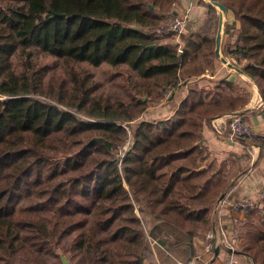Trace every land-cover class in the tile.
<instances>
[{"label": "trees", "instance_id": "obj_1", "mask_svg": "<svg viewBox=\"0 0 264 264\" xmlns=\"http://www.w3.org/2000/svg\"><path fill=\"white\" fill-rule=\"evenodd\" d=\"M176 1L0 0V264L191 258L187 242L228 181L213 182L200 207L173 186L204 176L203 124L248 93L227 90L225 77L200 83L215 58L212 3L198 0L207 15L188 19L179 42L153 35ZM211 1L226 8L222 52L247 58L239 68L264 107V0ZM170 86L171 115L146 117ZM253 140L264 152V136ZM250 211L241 256L264 264V204Z\"/></svg>", "mask_w": 264, "mask_h": 264}, {"label": "crops", "instance_id": "obj_2", "mask_svg": "<svg viewBox=\"0 0 264 264\" xmlns=\"http://www.w3.org/2000/svg\"><path fill=\"white\" fill-rule=\"evenodd\" d=\"M175 4L180 14L185 15L186 13L187 19L191 21L190 24L192 26L201 24L207 15L206 7L200 5L198 0H177ZM222 47L223 44L221 42L219 44V57L215 55L212 68L210 70L205 69L202 75H200V83L205 84L208 78L215 81L221 77H225L231 82V85L226 87L227 90L231 87L234 88V91L245 90L248 93L247 101L243 106L237 109V111L251 122L256 138L261 139V136H264V107L261 95L254 81L243 71L237 70L231 66L228 67L224 64L223 58L225 55L222 53ZM217 59L220 60V63ZM233 94H235V92H233ZM176 102V100H173L171 103L168 102L167 104L153 108L152 110L156 115L146 114V117H168L171 115L172 107ZM244 142L245 141L240 138L230 139L227 137V134L217 136V134L213 132L210 122H205L202 126L201 148L203 147L207 150L206 152L213 160L204 158L202 161V159H200L199 168L204 171V176H193L181 181L185 182L189 180L192 182V180H197L200 186L204 185L206 182L209 183L210 187L213 182L220 186L222 180L228 181L227 186L222 191L219 189L217 190V195L215 196L217 199L219 197L232 198L249 195L264 187V152H260V146L257 141L253 143L248 142L247 144H244ZM248 146L251 147L250 152H246V147ZM207 193L208 192H203L201 194L203 198L201 199L206 200ZM204 202L205 201H203V203ZM222 214L223 216H229L227 210H223ZM230 215H233V213L231 212ZM214 220V216H211L209 226ZM209 226H207V228H209ZM194 239V246L201 248V243L195 237ZM187 244L189 246V242H187Z\"/></svg>", "mask_w": 264, "mask_h": 264}, {"label": "built area", "instance_id": "obj_3", "mask_svg": "<svg viewBox=\"0 0 264 264\" xmlns=\"http://www.w3.org/2000/svg\"><path fill=\"white\" fill-rule=\"evenodd\" d=\"M187 15L180 14V11L177 9L175 2L172 3L171 8L167 13V19L161 23L159 28L153 34L158 38H163L167 34L173 35L175 40L179 42V36L185 32L187 26ZM178 52H182L180 45L177 47ZM226 63L233 64L235 62L244 63L246 61L245 57L240 56L237 53L229 54L225 57ZM175 86L168 87L163 92V98L161 102L156 105H153L154 108L164 105L166 100L170 97L172 92L175 90ZM262 103V102H261ZM126 130L124 124H121ZM210 126L217 136H222L227 134V137L230 139L242 138L244 140L254 138L255 131L253 125L249 120L244 119L243 115L239 111H233L228 115L216 116L210 121ZM127 131V130H126ZM127 149V141L121 145L119 148L120 158L124 154V151ZM120 164V163H119ZM264 199V187L256 190L251 195H243L240 197H221L218 198L215 211L218 213V224L216 225V232L219 237H222V240L219 241L217 245L222 246L228 253L233 256V251L238 249L239 244V232L238 228L243 223L245 218L248 216L249 211L256 205L259 200ZM223 210H227L229 216H223ZM233 215H230V213ZM210 236H213L212 233L208 235V242L206 244V249L215 246L212 244V239ZM147 241L153 253L155 254V245L156 241L147 235ZM211 248V249H212ZM232 257H230L223 264H232ZM186 264V263H183Z\"/></svg>", "mask_w": 264, "mask_h": 264}, {"label": "rangeland", "instance_id": "obj_4", "mask_svg": "<svg viewBox=\"0 0 264 264\" xmlns=\"http://www.w3.org/2000/svg\"><path fill=\"white\" fill-rule=\"evenodd\" d=\"M214 6H215V10L217 12V15L219 17L220 8L217 5H214ZM222 16H223V18L221 19L222 21H221V28H220V41H219V44L222 42V44L224 46V40L222 38V34H223V28H224L223 27V22H224V18H225V11L222 13ZM166 19H167V16H166ZM186 19H187V17H186ZM165 20H163V21H165ZM163 21H161V23ZM217 31H218V24H217V26L215 28V33H217ZM214 47H215V45H214ZM223 55H225V57H226L229 54H227V55L226 54H223ZM240 56H242V55H240ZM242 57H245V56H242ZM217 61L219 62L220 60L217 59ZM246 62H247V58H246V61L244 63H242V64H245ZM224 64L228 66L229 63L227 64L226 63V60H225ZM209 65L210 64H206V65L204 64V68L207 69V70H210L211 68L209 67ZM231 65L239 68V65H241V63L235 62V63H233ZM97 71L98 72H101V71L102 72L103 71H109L110 72V69H107L106 67H104V68H102L100 70H97ZM153 108H154V106L151 105L146 110L145 114H148V115H150V114L156 115V113L153 112V110H152ZM235 111H237V110H235ZM230 113H232V112H230ZM230 113H226V114H222V115H228ZM217 116H220V115H217ZM215 117L216 116L211 117L206 122H210ZM243 118L246 119L245 117H243ZM121 124H124V123H121ZM124 126L126 127V130L129 133L128 126H126V124H124ZM240 139H242V138H240ZM244 141H245L244 144H247L248 142L249 143L250 142H252V143L255 142L253 140V138L246 139ZM202 150H203V152H202V155L200 156L201 159H202V161H203L204 158H208V160H213V158H210L209 154L206 152L207 150H205L203 147H202ZM250 151H251V147L250 146L246 147V152H250ZM123 184L125 185V187H128V184H127V181L126 180H123ZM209 190H210L209 183H206L205 182L204 185L200 186V184L198 183L197 180H192V182H190L189 180H186L185 182H182V181L180 182L179 181V182H177V183L174 184L173 190H172L173 191L172 195L175 196V197L178 196L181 199L188 198L186 200H189V201L192 200L195 203H197V206L200 207L201 204L203 203V201H205V200L201 199V198H203L201 194L203 192H208ZM249 195H251V194H249ZM219 198H221V197H219ZM217 200L218 199H216L215 201H213V203L210 205V207H211V216H214V219L215 220L213 221L212 224H210V226H209V224L206 225V226H209V228H205V229L199 230V232L193 234V235H196V236H192V241H193L192 244L189 242V248H190V251L192 253L191 258L188 261H182V260H179V259H175V261H176L177 264H183V263H186V264H223L230 257H232V261H233L232 264H251L252 263L250 261H247L244 256H241V254H243V253L240 252L241 251L242 244H243V239H242V237L240 235L241 234V230H242V227L244 226V223L246 222L247 219H249L250 216L249 217L247 216L245 218V220L243 221V223L238 228V232H239V234H238L239 235V244H238V249H236L235 251H233V256L230 253H228L222 246L217 245L219 243V241L222 240V237H219L218 234H217V232H216V225L218 224V221H217L218 214H217V212L214 211V209H215V205H216ZM263 204H264V199L263 200H259L256 203V205L254 207H252V210L253 209L261 208L263 206ZM211 233H212L213 236H210V238L212 239V244H214L215 246H213V248L210 247V248L206 249V244H207V242L209 240L208 239V235H210ZM194 237L201 243V245H202L201 248H199L197 246H194L195 245L194 244L195 243ZM192 246H193V249H192ZM237 252H239V255L236 256L235 253H237ZM62 259H63L62 260V264L63 263L64 264H68V260H67L66 257H62ZM252 264H254V263H252Z\"/></svg>", "mask_w": 264, "mask_h": 264}, {"label": "water", "instance_id": "obj_5", "mask_svg": "<svg viewBox=\"0 0 264 264\" xmlns=\"http://www.w3.org/2000/svg\"><path fill=\"white\" fill-rule=\"evenodd\" d=\"M206 2L212 3L213 5H217L220 8V13H219V23H218V31L216 33V39H215V47H214V53L216 56H219V41H220V28H221V19H222V13L225 11V6L222 5L221 3H218L216 1H211V0H205ZM149 8H151V5H149ZM53 15H61L59 13H54ZM223 61L225 62V58H223ZM228 66H231L233 68H236L237 70H241L240 68H237L231 64H228ZM242 71V70H241ZM64 264V263H63Z\"/></svg>", "mask_w": 264, "mask_h": 264}]
</instances>
